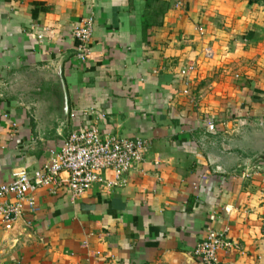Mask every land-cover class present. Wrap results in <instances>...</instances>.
Wrapping results in <instances>:
<instances>
[{"label": "crops", "instance_id": "obj_1", "mask_svg": "<svg viewBox=\"0 0 264 264\" xmlns=\"http://www.w3.org/2000/svg\"><path fill=\"white\" fill-rule=\"evenodd\" d=\"M83 125L143 160L121 187L29 192L0 264H202L207 228L239 247L222 261L264 264V0H0V183Z\"/></svg>", "mask_w": 264, "mask_h": 264}, {"label": "built area", "instance_id": "obj_2", "mask_svg": "<svg viewBox=\"0 0 264 264\" xmlns=\"http://www.w3.org/2000/svg\"><path fill=\"white\" fill-rule=\"evenodd\" d=\"M93 25V16H87L71 33L77 42V58L82 62L90 55ZM204 56L212 58L213 50L206 47ZM181 74L187 73L183 70ZM206 127L209 131L215 130L212 122H207ZM147 148L144 138L102 135L95 126L83 125L71 131L38 168L29 171L17 167L8 181L0 183V216L4 228L11 230L22 216L25 205H33L28 193L35 189L45 187L53 192L66 189L72 199H77L96 185L103 188L123 186L124 175L143 160ZM108 172L111 173L109 177ZM238 248L225 232L207 228L204 237L195 245L193 255L202 264H229L220 259L221 253Z\"/></svg>", "mask_w": 264, "mask_h": 264}, {"label": "rangeland", "instance_id": "obj_3", "mask_svg": "<svg viewBox=\"0 0 264 264\" xmlns=\"http://www.w3.org/2000/svg\"><path fill=\"white\" fill-rule=\"evenodd\" d=\"M19 87V80H10L4 84V88L10 94L17 93L16 90Z\"/></svg>", "mask_w": 264, "mask_h": 264}]
</instances>
